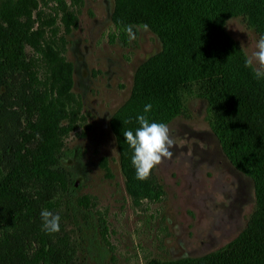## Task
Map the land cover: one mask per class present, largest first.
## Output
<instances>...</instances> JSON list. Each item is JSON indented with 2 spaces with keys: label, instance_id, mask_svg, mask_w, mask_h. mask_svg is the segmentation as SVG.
I'll return each mask as SVG.
<instances>
[{
  "label": "rangeland",
  "instance_id": "obj_1",
  "mask_svg": "<svg viewBox=\"0 0 264 264\" xmlns=\"http://www.w3.org/2000/svg\"><path fill=\"white\" fill-rule=\"evenodd\" d=\"M35 1L33 29L38 12L42 19H57L51 2ZM80 1L77 27L66 36L61 56L73 68L71 93L81 104V120L75 131L58 137L60 167L70 187L58 215L60 229L77 245L74 264H204L200 259L227 249L254 221L260 211L255 183L224 149L222 119L214 114L205 88L180 85L175 77V56L163 53L156 32L163 28L154 8L140 9L132 0ZM65 2L70 5L71 0ZM134 18L148 19L156 29L136 28V38L124 44L115 36V23ZM224 30L245 58L256 50L260 37L242 16L228 17ZM46 31L48 39L50 28ZM24 54L25 69L18 72L9 106L19 114L18 124L0 121V152L21 125L29 139L20 150L28 155L36 145L33 131L48 90L35 79L37 72L38 79L45 73L44 60L32 46L26 45ZM147 104L152 108L144 113ZM138 115L168 124L177 146L172 160L153 169L147 180L152 197L134 204L126 189L128 175L135 177L133 151L123 132L139 126ZM55 124L66 127L63 119ZM17 191L27 199L25 206L33 205L43 194L41 180L31 176ZM84 198L87 207H76ZM12 204L0 202V222Z\"/></svg>",
  "mask_w": 264,
  "mask_h": 264
},
{
  "label": "trees",
  "instance_id": "obj_2",
  "mask_svg": "<svg viewBox=\"0 0 264 264\" xmlns=\"http://www.w3.org/2000/svg\"><path fill=\"white\" fill-rule=\"evenodd\" d=\"M47 1L52 3L57 19L51 16L42 19L38 12L36 29H33L35 0H0V121L4 125L10 120L18 124L19 114L10 111L9 106L18 72L25 69L26 45L34 47L37 58L45 62L42 79H38V72L35 79L42 80L48 90L33 131L34 148L28 155L21 153L22 142L29 139L21 125L14 128L15 135L11 132L1 146L0 202L8 200L13 204L0 222V264H74L72 256L77 251V245L71 242L65 230L60 229L62 235L43 230L40 213L47 209L60 214L62 201L70 188L67 175L60 167L58 137L77 129L81 104L71 93L73 68L61 56V50L67 42L66 36L77 27L81 1L71 0L70 5L65 0ZM132 2L140 9L154 8L163 28L156 31L164 46L163 53L175 56V77L180 85L189 82L205 88L214 114L222 119L220 133L224 149L255 183L260 211L254 221L227 249L200 261L204 264H264V77L257 79L252 68L245 67L244 54L224 30V21L239 15L254 33L259 37L264 35V0ZM142 24L154 27L144 18L116 22L115 36L127 44L129 39L123 27ZM47 28L51 32L48 39L45 38ZM61 30L62 35L58 37ZM134 32L136 35L135 27ZM171 91L175 92V87ZM61 119L66 122L63 129L55 124ZM31 176L41 180L43 194L38 195L33 205L25 206L28 201L17 191V186H23ZM126 189L134 204L152 197L147 180L139 181L128 175ZM87 201L86 198L77 200L75 205L86 208ZM7 226L11 227L10 231ZM99 230L104 239L107 227L103 221Z\"/></svg>",
  "mask_w": 264,
  "mask_h": 264
},
{
  "label": "clouds",
  "instance_id": "obj_3",
  "mask_svg": "<svg viewBox=\"0 0 264 264\" xmlns=\"http://www.w3.org/2000/svg\"><path fill=\"white\" fill-rule=\"evenodd\" d=\"M134 27L148 31V25H125L123 31L128 35L129 41L134 40ZM256 50L245 59V67L252 68L257 79L264 77V35L256 43ZM152 105L144 107V113L151 111ZM138 127L135 130L123 132L125 142L133 151L131 164L135 169V178L146 181L150 178L152 170L161 165L165 160H172V149L177 146V140L172 136L168 124L152 122L145 115L137 116ZM42 228L52 234L60 231V216L47 209L40 213Z\"/></svg>",
  "mask_w": 264,
  "mask_h": 264
}]
</instances>
